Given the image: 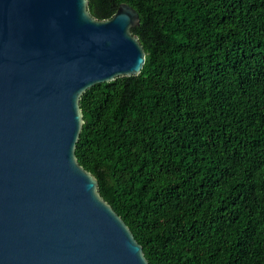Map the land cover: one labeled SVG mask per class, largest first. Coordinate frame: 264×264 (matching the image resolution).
Masks as SVG:
<instances>
[{"label":"trees","instance_id":"obj_1","mask_svg":"<svg viewBox=\"0 0 264 264\" xmlns=\"http://www.w3.org/2000/svg\"><path fill=\"white\" fill-rule=\"evenodd\" d=\"M121 2L144 69L82 93L78 163L148 264H264V0Z\"/></svg>","mask_w":264,"mask_h":264},{"label":"water","instance_id":"obj_2","mask_svg":"<svg viewBox=\"0 0 264 264\" xmlns=\"http://www.w3.org/2000/svg\"><path fill=\"white\" fill-rule=\"evenodd\" d=\"M87 5L0 0V264H148L75 155L82 93L144 69L139 15Z\"/></svg>","mask_w":264,"mask_h":264}]
</instances>
